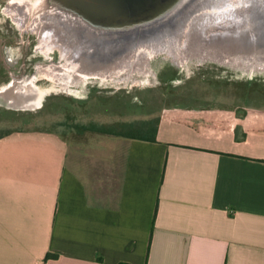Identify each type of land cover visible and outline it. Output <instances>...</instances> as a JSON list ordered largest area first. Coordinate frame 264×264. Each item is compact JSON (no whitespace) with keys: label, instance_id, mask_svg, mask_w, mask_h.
Instances as JSON below:
<instances>
[{"label":"crops","instance_id":"0c3cea01","mask_svg":"<svg viewBox=\"0 0 264 264\" xmlns=\"http://www.w3.org/2000/svg\"><path fill=\"white\" fill-rule=\"evenodd\" d=\"M244 109L150 114L156 141L1 112L0 264H264V110Z\"/></svg>","mask_w":264,"mask_h":264},{"label":"rangeland","instance_id":"374dc122","mask_svg":"<svg viewBox=\"0 0 264 264\" xmlns=\"http://www.w3.org/2000/svg\"><path fill=\"white\" fill-rule=\"evenodd\" d=\"M32 2L39 18L61 27L46 17L38 0ZM9 4L10 0H0V89L12 84L30 85L31 88L57 85L58 88L44 97L42 106L10 109L0 105V113L7 111L30 121L16 123L15 128L56 129L67 134L68 140L92 141L106 135L101 130H110L109 123L117 119H139L157 113L161 116L162 112L174 108L240 118L246 115L239 100L245 93H253L256 102L264 103L262 69L252 70L239 63L223 64L200 54L176 60L165 53L144 52V60L139 64L134 55H128L103 69L104 76L92 74L91 77L82 73L88 75L85 79L76 72L73 78L69 77L65 67L69 68L72 63L61 57L58 48L49 52L51 54L39 48V34L32 29L31 21L22 33L18 23L5 12ZM77 40L81 51L92 47L80 37ZM131 50L118 54L124 55ZM75 56L80 62V55ZM106 57V61L109 60L110 56ZM54 64L61 66L59 73L50 70ZM67 113L81 115L85 120L81 123L68 119Z\"/></svg>","mask_w":264,"mask_h":264},{"label":"bare ground","instance_id":"6f19581e","mask_svg":"<svg viewBox=\"0 0 264 264\" xmlns=\"http://www.w3.org/2000/svg\"><path fill=\"white\" fill-rule=\"evenodd\" d=\"M200 6L202 7L179 24L176 30L169 31L153 40L144 41L131 50L132 52L118 54L119 56L110 55L107 61V57H94L90 51H81L61 27L39 18L33 8L32 0H10L5 12L13 18L15 23H18L23 33L28 29L26 24L28 25L31 21L32 29L39 34L41 42L39 48L48 53L58 48L61 51V57L72 63L68 66L75 72H80L85 79L92 74L106 75L103 69L112 67L130 55H134L133 58L136 57L139 64L141 60H144V52L165 53L174 56L176 60H185L200 54L223 64L239 63L252 70L264 71V40L256 30L259 24L256 12L259 9L263 10V1L206 0ZM75 53L80 55V62L76 61ZM56 86L53 85L50 88H31L30 85L14 86L8 93L0 94V105L9 108L42 106L44 97L58 90ZM76 91L74 92L77 93Z\"/></svg>","mask_w":264,"mask_h":264},{"label":"water","instance_id":"95a60500","mask_svg":"<svg viewBox=\"0 0 264 264\" xmlns=\"http://www.w3.org/2000/svg\"><path fill=\"white\" fill-rule=\"evenodd\" d=\"M204 1L38 0L46 17L69 32L75 43L80 37L92 46L87 51L94 57L115 56L176 30ZM257 16L256 30L264 40V7Z\"/></svg>","mask_w":264,"mask_h":264},{"label":"trees","instance_id":"16d2710c","mask_svg":"<svg viewBox=\"0 0 264 264\" xmlns=\"http://www.w3.org/2000/svg\"><path fill=\"white\" fill-rule=\"evenodd\" d=\"M253 95V93H245L244 96L239 99L243 103L240 108H257L264 110V103L256 102ZM67 117L71 120L76 119L79 122H81V120H85V117L81 115L80 117L75 115L73 116L71 113H67ZM110 126L111 129L104 132H108L113 135L124 136L127 138L156 141V129L151 120L144 118H134L130 119L129 121H114L113 123H110ZM56 257L57 255L48 254L46 260Z\"/></svg>","mask_w":264,"mask_h":264},{"label":"flooded vegetation","instance_id":"af4514ba","mask_svg":"<svg viewBox=\"0 0 264 264\" xmlns=\"http://www.w3.org/2000/svg\"><path fill=\"white\" fill-rule=\"evenodd\" d=\"M23 33V32H22ZM43 54V53H42ZM49 54H51V53H49ZM46 58H47V56L45 55V54H43ZM61 66H59V65H51V71H53V72H56V73H59V71L58 70H60V69H62V68H60ZM69 67V66H68ZM70 69V70H69ZM65 70H66V72H68L70 75H69V77H72L73 75H76L77 73L74 71V70H72L70 67L69 68H67V67H65ZM72 70V71H71ZM73 78V77H72ZM21 85V84H20ZM14 86H18L17 84H12V86L10 87V85L9 86H7V85H5V87L4 88H2V89H0V94H4V93H8L9 91H11L12 89H13V87ZM21 86H24V85H21ZM2 91V92H1ZM1 106H3V105H1ZM4 107H6V108H8L7 106H4Z\"/></svg>","mask_w":264,"mask_h":264}]
</instances>
